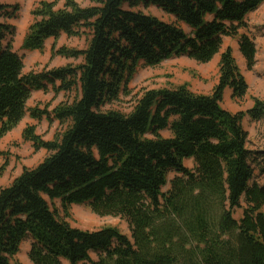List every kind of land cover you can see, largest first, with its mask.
Segmentation results:
<instances>
[{"label":"trees","instance_id":"1","mask_svg":"<svg viewBox=\"0 0 264 264\" xmlns=\"http://www.w3.org/2000/svg\"><path fill=\"white\" fill-rule=\"evenodd\" d=\"M263 1L88 0L81 6L64 0L57 7L40 0L22 49L42 50L61 33H86L89 40L83 49L54 50L80 63L26 73L6 21L19 6L0 3V139L28 112L32 91L78 95L51 112H28L66 128L49 141L31 125L23 129V139L48 154L0 187V264H18L13 258L25 239L32 264H264V186L252 180L241 124L245 114L263 118L264 102L256 99L245 113L221 106L226 88L236 99L247 92L230 47L219 54L210 94L182 84L144 90L127 113L102 108L127 92L139 63L154 66L180 55L205 63L226 36L237 37L252 68L254 40L238 30ZM151 7L168 19L147 12ZM72 204L120 216L129 235L113 226H71L65 217Z\"/></svg>","mask_w":264,"mask_h":264},{"label":"rangeland","instance_id":"2","mask_svg":"<svg viewBox=\"0 0 264 264\" xmlns=\"http://www.w3.org/2000/svg\"><path fill=\"white\" fill-rule=\"evenodd\" d=\"M40 0H0V3L17 4L19 9L15 18L6 20L13 26L12 47L21 56L23 62V72H38L44 69L60 67L64 65H76L81 62V58H66L56 53L58 47L68 49H83L87 46L89 36L86 33L80 35L67 36L61 33L56 39L45 40L42 50H24L21 47L22 39L33 21L32 9ZM55 1L56 6L63 5L64 0ZM81 6L89 4L88 0H75ZM147 12L168 19V16L160 10L151 7ZM2 19V18H0ZM238 33H246L255 43L256 54L252 68H247L245 61L238 50L237 37H223L220 52L210 61L200 63L185 55L172 56L154 66H146L139 63L133 72L127 86L126 93H120L119 98L102 108L114 109L127 113L134 99L146 89H156L161 87L175 88L178 85L186 84L196 92L210 94L217 83L219 54L230 47L236 65L243 75L247 92L241 99L233 98L230 89L226 88L223 93L221 106L226 110L236 112H246L254 105L257 99L264 102V1L253 12L245 18V27L240 28ZM78 96L77 91L54 92L50 88L47 91H32L26 103L28 112L30 109L39 110L52 109L60 102H70ZM26 112L22 120L0 139V187L8 185L24 168H32L38 164L48 153L44 148L35 149L31 142L24 140L22 132L28 125L33 126L35 133L45 141L59 136L66 125L59 123L55 119L33 120ZM241 124L247 132V148L251 152V167L253 171L252 180L264 186V117L260 120H252L247 114L242 118ZM163 137H168L169 132L160 131ZM183 164L189 168L193 166L191 159H186ZM174 176L170 172L167 179ZM169 185L163 187L166 190ZM58 206V203H57ZM69 215L65 220L73 227L94 230L103 226L116 227L122 233L129 235L128 223L120 216L98 215L94 213L86 204H72L68 210ZM240 209L234 211V217L238 218ZM60 216H64L60 213ZM30 239L21 242L19 252L14 256L13 261L18 264H32L28 258ZM93 256V254H92Z\"/></svg>","mask_w":264,"mask_h":264}]
</instances>
